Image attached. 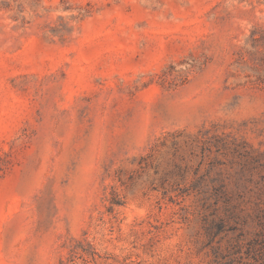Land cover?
<instances>
[{
	"label": "rangeland",
	"instance_id": "obj_1",
	"mask_svg": "<svg viewBox=\"0 0 264 264\" xmlns=\"http://www.w3.org/2000/svg\"><path fill=\"white\" fill-rule=\"evenodd\" d=\"M0 264H264V0H0Z\"/></svg>",
	"mask_w": 264,
	"mask_h": 264
}]
</instances>
